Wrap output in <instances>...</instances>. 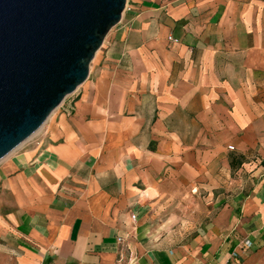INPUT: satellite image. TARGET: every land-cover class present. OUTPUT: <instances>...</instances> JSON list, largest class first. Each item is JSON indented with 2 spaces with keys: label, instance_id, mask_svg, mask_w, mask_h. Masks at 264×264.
Segmentation results:
<instances>
[{
  "label": "crops",
  "instance_id": "crops-1",
  "mask_svg": "<svg viewBox=\"0 0 264 264\" xmlns=\"http://www.w3.org/2000/svg\"><path fill=\"white\" fill-rule=\"evenodd\" d=\"M92 63L0 162V264H264V0H128Z\"/></svg>",
  "mask_w": 264,
  "mask_h": 264
},
{
  "label": "water",
  "instance_id": "water-1",
  "mask_svg": "<svg viewBox=\"0 0 264 264\" xmlns=\"http://www.w3.org/2000/svg\"><path fill=\"white\" fill-rule=\"evenodd\" d=\"M128 0H0V162L89 78Z\"/></svg>",
  "mask_w": 264,
  "mask_h": 264
},
{
  "label": "rangeland",
  "instance_id": "rangeland-1",
  "mask_svg": "<svg viewBox=\"0 0 264 264\" xmlns=\"http://www.w3.org/2000/svg\"><path fill=\"white\" fill-rule=\"evenodd\" d=\"M74 97H75V95L73 94V95L69 96L66 100L69 101V100L73 99ZM60 108H61V106L55 112H58ZM44 127L39 131L38 134L34 135L31 139H29L27 142H25L23 145H21L18 149H16L12 153V155L14 154L13 156H15L16 154H18L20 152L27 151L30 148H33L34 146L38 145L44 137Z\"/></svg>",
  "mask_w": 264,
  "mask_h": 264
},
{
  "label": "built area",
  "instance_id": "built-area-1",
  "mask_svg": "<svg viewBox=\"0 0 264 264\" xmlns=\"http://www.w3.org/2000/svg\"><path fill=\"white\" fill-rule=\"evenodd\" d=\"M230 149H231V150H233V147H231ZM133 219L135 220V219H136V217H135V216H133ZM119 241L121 242V241H122V239H119ZM245 245H246L247 247H250L251 243H250L249 241H247V242L245 243Z\"/></svg>",
  "mask_w": 264,
  "mask_h": 264
},
{
  "label": "bare ground",
  "instance_id": "bare-ground-1",
  "mask_svg": "<svg viewBox=\"0 0 264 264\" xmlns=\"http://www.w3.org/2000/svg\"><path fill=\"white\" fill-rule=\"evenodd\" d=\"M38 133H39V131H38L36 134H38ZM36 134H35V135H36Z\"/></svg>",
  "mask_w": 264,
  "mask_h": 264
}]
</instances>
